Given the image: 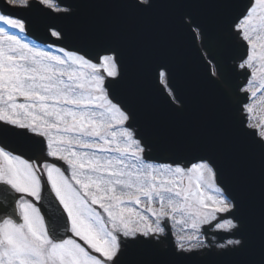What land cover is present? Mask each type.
<instances>
[{"label":"snow or ice","instance_id":"1","mask_svg":"<svg viewBox=\"0 0 264 264\" xmlns=\"http://www.w3.org/2000/svg\"><path fill=\"white\" fill-rule=\"evenodd\" d=\"M85 3L96 6L97 0ZM104 3L142 16L157 6L224 7L227 0ZM6 4L38 7L56 19L70 18L77 7L63 0ZM0 23L26 31L27 21L8 14H0ZM181 26H194L205 36L189 14L181 17ZM88 30L85 50L51 44L45 50L0 27V198L6 201L0 204V264H186L192 253L213 247L201 239L204 225L231 234L214 245L215 255L234 258L231 264H264V125L249 132L256 126L245 127L241 117L226 136L209 119L199 129L209 155L189 164L149 162L150 144L133 126L134 101L115 93L136 72L125 64V30L119 20L106 18L91 20ZM48 32L56 41L64 39L54 25ZM228 34L247 45L232 69L245 77L251 72L243 90L253 84L264 89V0H249ZM151 63L169 87L170 64L145 61ZM212 75L214 85L224 78L222 72ZM169 95L178 100L170 87ZM247 111L251 115L250 107ZM256 156L258 181L251 162ZM225 160L232 163L231 187L219 183ZM45 195L58 202L56 227L42 214ZM165 219L190 229L176 236L172 250L161 239Z\"/></svg>","mask_w":264,"mask_h":264},{"label":"water","instance_id":"2","mask_svg":"<svg viewBox=\"0 0 264 264\" xmlns=\"http://www.w3.org/2000/svg\"><path fill=\"white\" fill-rule=\"evenodd\" d=\"M63 4L76 5L75 15L56 19L43 16L38 7H33L27 15L17 17L27 21L30 35L42 43H52L48 40L49 25L61 29L63 41L53 44L69 50L86 49L91 39L88 30L91 20L106 18L121 22L128 37L124 48L125 64L129 69L135 66L136 72L130 76L128 85L116 89L115 93L121 98L131 97L134 101L137 115L133 126L150 144L149 161L195 162L197 157L210 154L209 142L199 132L206 121H214L226 136L232 134L239 118L242 117L246 123L241 110L247 100L239 90L247 77L236 75L232 69L238 62L236 58L243 56L247 47L235 41L228 32L229 25L245 11L249 0H227L224 7L209 3L157 6L142 16L131 15L123 8L106 6L104 0H97L96 6H87L85 0H63ZM185 14L191 15L195 23L205 28L202 49L223 73L224 78L218 84L209 82L210 69L196 46L191 29L181 26V17ZM146 60L170 64L173 74L169 86L178 97L177 101L183 102L182 111H176L178 108L171 104L159 86L155 63L145 65ZM251 162L258 181L259 157H254ZM224 169L225 174L219 178V183L231 187V161H224ZM40 205L43 206V214L47 213L52 218L50 227L58 225L60 213L56 210L57 203L47 198ZM229 236L221 235L220 240L224 241ZM165 244L167 250L174 249L170 237ZM204 253L208 254L192 253L193 258L186 264H231L234 259L217 256L215 250Z\"/></svg>","mask_w":264,"mask_h":264},{"label":"rangeland","instance_id":"3","mask_svg":"<svg viewBox=\"0 0 264 264\" xmlns=\"http://www.w3.org/2000/svg\"><path fill=\"white\" fill-rule=\"evenodd\" d=\"M5 26L6 25H3L2 23H0V27L4 28ZM256 87H258V85H256ZM263 90L264 89H260L258 87V91H263ZM259 102H260V107L257 109V111L252 112L253 113L252 118L249 115V120H250L249 123H252L254 126H256V127H254L256 129H258L259 126L264 125V94L260 97ZM170 224H171V229H172V232H173L175 239H176L177 235H182V234H185L186 232H190V229H188L187 226H183V228H182L181 225H176L172 221H170ZM201 233H202V229H201ZM201 239H203L205 242V238L202 235H201ZM211 239L214 240L213 238H211Z\"/></svg>","mask_w":264,"mask_h":264}]
</instances>
